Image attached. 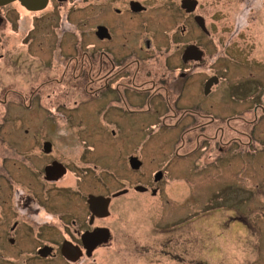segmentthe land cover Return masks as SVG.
<instances>
[{
  "label": "flooded vegetation",
  "instance_id": "obj_1",
  "mask_svg": "<svg viewBox=\"0 0 264 264\" xmlns=\"http://www.w3.org/2000/svg\"><path fill=\"white\" fill-rule=\"evenodd\" d=\"M184 1L179 0L175 8L183 23L172 32V0H0V63L5 60V66H16L7 56L51 57L35 70L27 67L22 76L10 74L5 84L0 81V92L4 93L0 126L5 125L13 105L24 112L37 108L40 114L32 113L31 118L44 126L41 135L24 131L22 141L32 145L0 155V179L4 176L8 181L0 184L4 188L0 198V264H106L109 251L120 253L122 260L126 253L136 258L138 241L127 246L115 243L118 233L125 237L121 203L130 192L150 191L156 196L158 185L168 177L166 163L152 175L148 187L139 181L124 186L121 181V187L111 191L106 181L96 179L94 184L90 179L99 167L94 163L98 155H94L93 143L84 142L77 149L61 148L66 144L60 138L55 140L53 125H85L83 131L71 135L74 139H68L71 144L81 137L91 139V132L93 135L105 123L107 135L118 146L116 151L109 149L112 161L115 155L119 173L130 172L137 180L145 166L135 150L143 123L167 130L184 123L178 148L183 153L176 151L175 156L191 158L206 150L209 163L219 170L218 185L224 180L220 171L228 172L225 180H229L235 167L231 157L221 155L223 150L254 147L263 139L264 134L258 131L264 123V81L256 76L258 70H264V57L246 56L243 60L239 56L243 50L239 40L249 24L241 27V20L234 23L225 48L229 54L223 53L231 61L238 58L248 68V76L242 75L244 78L226 89L224 97L232 100L224 108H236L225 115L220 108L218 52L208 65L214 72L190 84L192 73L205 65L207 51L198 43H182L192 31L189 22L207 39L213 29L196 12L201 7L198 0H192L195 5L191 11ZM232 1L235 10L242 6L240 14L248 16L255 9L254 3H264ZM190 47L194 50L189 51ZM238 51V56H233ZM207 84L211 85L206 91ZM99 151L106 155L102 146ZM102 173L97 175L106 176ZM71 178V184L57 187ZM74 189L80 190L75 193ZM57 192L60 196L52 200ZM46 209L54 211L47 213ZM233 220L248 225L246 218L236 216ZM241 232L245 238L252 235L251 229Z\"/></svg>",
  "mask_w": 264,
  "mask_h": 264
},
{
  "label": "rangeland",
  "instance_id": "obj_2",
  "mask_svg": "<svg viewBox=\"0 0 264 264\" xmlns=\"http://www.w3.org/2000/svg\"><path fill=\"white\" fill-rule=\"evenodd\" d=\"M198 1L201 7L196 12L203 16L205 25L213 29V34L210 39L204 38L195 29L193 30L189 22L192 31L182 43H198L207 51L205 65L200 68L201 70L192 73L190 84L194 82L197 84L201 77L202 81L204 77L214 72L212 68L208 69V65L215 60V52H218L217 55H221L219 57L222 76V84L219 87L220 108L222 113L226 112L225 115H229L236 106L224 108L232 100L224 97L226 89L244 78L242 75L248 76V68L246 63L238 58L234 57L238 61H231L223 53L226 52L225 48L230 42L234 23L241 20V27L249 25L246 35L244 34V37L239 40V45L243 48L239 54L240 58L244 60L248 56L249 58L259 57L262 60L264 57V3H258V5L254 3L255 9L248 16V13L240 14V9L235 10L232 0ZM178 3L179 0H172V32L184 20L175 10ZM219 30L222 32L219 33ZM176 43L174 41L172 45L173 52L176 50ZM239 52L233 56H238ZM226 53L228 55L229 50ZM7 58L9 63L14 62L16 66H5V60L0 63L2 84L6 83L7 75L22 76L23 69L29 67L35 70L51 59L49 56H7ZM258 73L257 76L255 75L256 78L259 77L264 81V70H258ZM3 96L4 93L0 92V100ZM19 107V105L11 106L5 125L0 126L1 156H4L2 153L8 149L19 150L27 148L28 143L32 145L33 142L22 141L25 138L23 133L26 129L30 135L35 132L41 135L44 132L42 129L44 126L35 124L36 122L31 118L32 113L40 114L38 109L33 107V110L24 112ZM3 111L4 108L0 106V122ZM71 124L53 125L51 133L56 134L55 140L60 138V142L66 144L61 148L67 149H77L84 142L93 143L96 148L94 155H98L94 163L99 168L96 171L93 170L90 181L94 184L96 179L98 182L106 181L108 186L112 187L111 191L120 188L118 184L121 181L124 186H127L129 182L134 184L139 181L143 186L148 187L152 175L157 170L164 169L168 163V177L158 185L156 196H153L150 191L140 194L130 192V195L121 203L124 208L122 217L125 237L118 233L115 243L127 246L129 242L130 245L132 244V240L138 241L140 244L139 252L136 254L138 258L133 259L132 254L126 253L122 260L119 257L120 253L109 251L106 264H264V137L257 141L254 147L246 146L238 150L234 146L223 150L221 155L227 154L231 157L235 167L229 180H225V176L229 177V173L220 171L224 180L222 185H218L219 170L212 162L209 163L206 150L202 152L199 150L200 152L198 151L191 158L178 159L175 156L176 151L178 155L183 153V150L178 148L182 130L180 127H183L184 123L175 130L171 127H168V130L160 129L158 124L147 126L143 123L140 125V139L135 150L140 153L139 158H143L145 166L137 180V176L130 172L122 170L123 175L119 173L121 169L118 165L120 164L115 155H113L115 161H112L110 157L112 153L109 149L116 151L118 146L115 145V140L107 135L108 127L105 123L100 124V128H96V133L93 132V135L91 132V139L81 137L70 144L68 139L75 138L71 135L76 131H83L85 126ZM258 133L264 134V123ZM7 134L11 135V138H7ZM100 146L105 149V156L99 151ZM4 154L7 155L9 152ZM12 154L15 155V152L13 151ZM225 165L227 166V163ZM100 171L101 174L105 172L106 176L97 175ZM71 180L72 178L57 187L63 184L69 185ZM5 182L8 181L3 176L0 184L5 185ZM3 189L0 185V198H3ZM77 190L80 189H74L75 193ZM69 192L68 190L67 193ZM60 194V192L55 193L52 200L57 199ZM53 211V209L45 210L47 213ZM236 216L246 218L248 225H244V221L235 222L233 219ZM246 228L252 230V235L245 238L241 231ZM259 231H262V235ZM122 238L124 242L121 243Z\"/></svg>",
  "mask_w": 264,
  "mask_h": 264
},
{
  "label": "water",
  "instance_id": "obj_3",
  "mask_svg": "<svg viewBox=\"0 0 264 264\" xmlns=\"http://www.w3.org/2000/svg\"><path fill=\"white\" fill-rule=\"evenodd\" d=\"M184 4H186L187 9H188L189 11H191V10L193 9L194 5H195V2L192 1V0H186V1H184ZM200 24H201V23H200ZM191 50H194V48H193V47H190V48H189V51H191ZM195 50H196V48H195ZM211 84H212V83H211ZM211 84H207V85H206V91H207V89L209 88V86H210ZM138 190H141V188H140V189L138 188Z\"/></svg>",
  "mask_w": 264,
  "mask_h": 264
},
{
  "label": "bare ground",
  "instance_id": "obj_4",
  "mask_svg": "<svg viewBox=\"0 0 264 264\" xmlns=\"http://www.w3.org/2000/svg\"><path fill=\"white\" fill-rule=\"evenodd\" d=\"M240 8H242V6H241V7H238V10H239Z\"/></svg>",
  "mask_w": 264,
  "mask_h": 264
}]
</instances>
